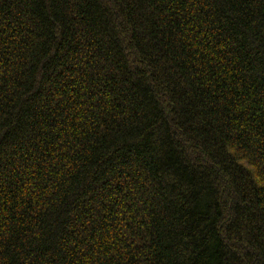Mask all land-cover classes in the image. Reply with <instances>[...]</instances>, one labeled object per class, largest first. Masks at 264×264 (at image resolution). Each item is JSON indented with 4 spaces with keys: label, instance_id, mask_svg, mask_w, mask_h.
I'll return each instance as SVG.
<instances>
[{
    "label": "trees",
    "instance_id": "1",
    "mask_svg": "<svg viewBox=\"0 0 264 264\" xmlns=\"http://www.w3.org/2000/svg\"><path fill=\"white\" fill-rule=\"evenodd\" d=\"M0 264H264V0H0Z\"/></svg>",
    "mask_w": 264,
    "mask_h": 264
}]
</instances>
